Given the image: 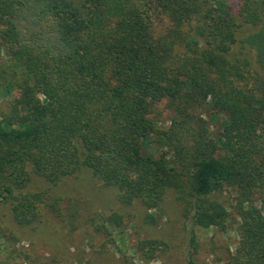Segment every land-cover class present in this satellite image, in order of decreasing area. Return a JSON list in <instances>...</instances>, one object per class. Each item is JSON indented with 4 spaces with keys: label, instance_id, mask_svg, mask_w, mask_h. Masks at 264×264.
Returning <instances> with one entry per match:
<instances>
[{
    "label": "trees",
    "instance_id": "trees-1",
    "mask_svg": "<svg viewBox=\"0 0 264 264\" xmlns=\"http://www.w3.org/2000/svg\"><path fill=\"white\" fill-rule=\"evenodd\" d=\"M223 4L0 0V88L20 94L0 116V205L18 226L64 215L59 198L30 190L34 178L55 186L87 169L124 207L157 210L173 193L191 257L195 229L224 231L232 208L239 241L224 264H264V0ZM243 26L255 30L238 38ZM162 101L167 128L151 117ZM202 111L225 118L217 136ZM224 189L236 192L227 208L213 197ZM122 222L91 218L109 237ZM163 246L135 251L149 261Z\"/></svg>",
    "mask_w": 264,
    "mask_h": 264
},
{
    "label": "rangeland",
    "instance_id": "rangeland-1",
    "mask_svg": "<svg viewBox=\"0 0 264 264\" xmlns=\"http://www.w3.org/2000/svg\"><path fill=\"white\" fill-rule=\"evenodd\" d=\"M218 1H223V8L226 6L229 12H236L243 0ZM214 4L218 6L216 1ZM160 28L161 24H157L156 31ZM254 30L250 26L240 27L237 36L243 38ZM235 51L239 56H245L238 46ZM4 56L1 51L0 57ZM248 56L252 58L250 54ZM19 98L18 90L6 93L0 88V116L8 111L14 99ZM164 104V101L156 104L151 115L160 128L169 126L171 115ZM202 113L207 120L209 136H217L225 118H212L211 111ZM151 145L154 146L153 143ZM30 190H47L51 196L59 198L64 215L53 216L39 227L31 229L18 226L9 207L0 205V264H123L126 259L135 264H187L189 260L192 264H224L229 253L234 252L238 245L239 238L234 232L238 217L232 208H228L229 222L224 231L217 228L195 229L198 249L192 257L189 256V220L183 218L181 205L173 193L165 195L157 210L147 211L139 202L124 207L117 202L116 191L100 186L87 169H82L77 175L55 186L34 178ZM235 195L233 189H224L213 197L227 208L234 202ZM68 207L73 209V216L65 215ZM113 213L123 216V222L118 227H109L111 237L103 231H96L91 218L106 217ZM148 213L154 216L155 223L145 222ZM143 239L165 243L156 252L154 260L146 261L141 253L135 251L137 242Z\"/></svg>",
    "mask_w": 264,
    "mask_h": 264
}]
</instances>
